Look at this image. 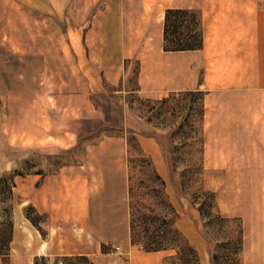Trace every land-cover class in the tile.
<instances>
[{
  "label": "rangeland",
  "instance_id": "374dc122",
  "mask_svg": "<svg viewBox=\"0 0 264 264\" xmlns=\"http://www.w3.org/2000/svg\"><path fill=\"white\" fill-rule=\"evenodd\" d=\"M138 1L112 17L106 0H0V264H264V163L211 108L214 63L191 59L189 89L143 88L147 43L198 49L199 14L160 5V30L137 32ZM71 168L102 173L89 213L41 212L37 189Z\"/></svg>",
  "mask_w": 264,
  "mask_h": 264
},
{
  "label": "crops",
  "instance_id": "0c3cea01",
  "mask_svg": "<svg viewBox=\"0 0 264 264\" xmlns=\"http://www.w3.org/2000/svg\"><path fill=\"white\" fill-rule=\"evenodd\" d=\"M100 0H91L95 3ZM132 4L139 10L135 23L137 32L158 31L159 24L153 20L160 5L166 9H194L204 30L203 45L198 49L163 51L164 34L161 38L147 43L143 53V88L152 94L160 90L189 89L192 87L193 74L191 59H204L214 63L210 68L209 82L222 93L218 94L216 104L219 123L236 124L235 130L242 133V148L245 155H252L254 169H261L264 160V1L259 0H140ZM90 2V0H89ZM106 14L119 17L122 11L121 0H106ZM145 10V12H143ZM163 15V13H162ZM146 19V21H144ZM164 22V21H163ZM164 24V23H163ZM165 24L161 27L164 32ZM132 31V30H129ZM181 64V65H180ZM161 65V66H160ZM165 65L163 70L161 67ZM213 71V72H212ZM167 75L164 76L163 73ZM180 74V76L177 74ZM223 114V116L221 115ZM145 151H153L156 143L148 144L146 137L141 138ZM154 152V151H153ZM157 153V152H156ZM97 173V174H96ZM90 169H62L57 176L45 182L32 197L41 212L48 211L56 216L82 212L88 214L89 198L92 190L101 184L92 185L90 181L101 180V171ZM94 180V181H95ZM95 183V182H94ZM54 189V190H53ZM33 190V189H32ZM58 194L56 199L50 195ZM77 199L75 209L71 198ZM69 200V203L66 200ZM63 206V210L60 208ZM80 206V207H79ZM59 207V208H57ZM60 217H56V219ZM53 241L49 238L36 245L37 253L55 252Z\"/></svg>",
  "mask_w": 264,
  "mask_h": 264
},
{
  "label": "trees",
  "instance_id": "16d2710c",
  "mask_svg": "<svg viewBox=\"0 0 264 264\" xmlns=\"http://www.w3.org/2000/svg\"><path fill=\"white\" fill-rule=\"evenodd\" d=\"M202 43H195V44H190V43H183V45L181 47H199ZM159 248V246L155 247V249ZM84 257V255H82Z\"/></svg>",
  "mask_w": 264,
  "mask_h": 264
}]
</instances>
